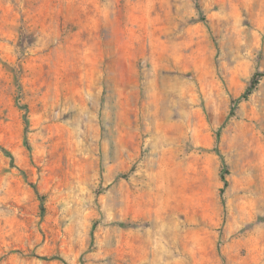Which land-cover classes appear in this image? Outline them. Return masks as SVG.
Segmentation results:
<instances>
[{"label":"rangeland","instance_id":"374dc122","mask_svg":"<svg viewBox=\"0 0 264 264\" xmlns=\"http://www.w3.org/2000/svg\"><path fill=\"white\" fill-rule=\"evenodd\" d=\"M256 73L264 0H0V264H264Z\"/></svg>","mask_w":264,"mask_h":264},{"label":"trees","instance_id":"16d2710c","mask_svg":"<svg viewBox=\"0 0 264 264\" xmlns=\"http://www.w3.org/2000/svg\"><path fill=\"white\" fill-rule=\"evenodd\" d=\"M264 76V73H256L253 75L251 81H250V84H249V87L247 88V90L244 92V94L242 95V97L244 99H246L252 92L253 90L256 88L257 84L259 83L261 77ZM6 153V152H5ZM8 153V152H7ZM224 179V177H223ZM41 199V202L43 200V196L40 197ZM47 259H58L60 260L63 264H69L66 260H64L61 256H58V255H53V256H50L49 258Z\"/></svg>","mask_w":264,"mask_h":264}]
</instances>
